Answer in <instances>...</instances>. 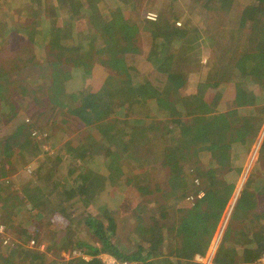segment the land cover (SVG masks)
Returning <instances> with one entry per match:
<instances>
[{
  "label": "trees",
  "instance_id": "16d2710c",
  "mask_svg": "<svg viewBox=\"0 0 264 264\" xmlns=\"http://www.w3.org/2000/svg\"><path fill=\"white\" fill-rule=\"evenodd\" d=\"M92 1L85 0V5L91 4ZM138 1L110 0L105 14L90 13L86 28L81 30L73 27L72 19L64 20V26H60L59 22L58 24L55 22L59 19L57 17L52 18L53 24L49 27L48 17L54 16L52 13L55 12L49 0H34L32 6L28 3L21 6L18 15L30 13L31 18L23 16L22 19L16 16L15 20L3 18L1 15L0 47L13 35L22 36L25 43L21 49L22 53L14 54L7 59L10 67L4 66L3 60L0 62V122H7V119L16 114L13 101L16 96L13 92L18 90L21 82L30 80L37 85L36 90L31 91L29 95L33 101L43 99L36 96V91L45 89L51 103L67 106L70 115L80 119L84 125L94 127L93 140L86 139L77 143L73 141V146L68 140L64 144L66 153L72 152L76 157L89 160V164L81 163L73 172L79 175L81 180L79 188H85L87 194L94 193L97 188L103 190L106 185V176L97 171L100 164L113 162L115 165L125 153L132 150L147 155L161 153L169 148L167 158H193L197 155V142L200 140L207 144V153L229 166L227 174L235 178L240 170L235 166L237 147L242 146L247 154L249 146L245 145L244 139L227 141V132L230 130L228 118L238 112L236 108H226L228 111L220 109L224 110L227 107L226 103L232 100L241 102L243 109L247 108L243 105L245 103L247 105L256 103L255 105L264 107L260 100L264 97V24L257 21H264V0H191L186 14L188 20L193 21L192 31L187 29V22L184 21L181 37L188 38L192 35L191 41L194 42L193 45L189 44L186 50L181 44L183 38L180 40L175 37V23L179 14L174 4L145 0L146 9H153L157 14L155 20H149L142 16L141 11H136ZM79 6L80 4H72L71 7L74 9ZM71 17L73 18V15ZM56 30H60L61 34L53 37L57 57L52 58L46 49L51 33ZM247 31L248 35H259L251 39L257 38L254 42L255 50L232 57L235 53L232 51L235 38ZM141 32L150 35L144 65H150L154 71L162 70L167 82L163 87L151 81L150 70L141 72L136 57L124 56L122 53L118 56L117 52L121 51L111 41V37L117 36L120 38V44L123 42L132 45ZM202 46L213 51L211 64H208L201 73L204 81L212 82L214 85L215 90L209 101L194 93L179 94L188 77L186 60L191 57L193 50L197 51ZM104 51L117 55L113 65L118 73H109L96 63L95 56ZM59 58L62 60L57 61ZM39 63L42 64L38 66ZM25 67H29L30 72L23 81L18 76L10 74L13 68ZM42 69L46 71L44 74ZM126 71L130 76L125 74ZM31 72L35 76L33 79L28 77ZM253 84V88L259 92L249 94L247 89ZM231 90L234 94L229 97ZM151 101L153 102L150 104ZM135 106L139 107L140 118L138 117L136 124L128 125L125 117ZM24 129L23 123H19L16 128L17 135H24L27 139L21 145L31 146L33 149L31 154L35 155L38 144L28 139V131ZM170 138L175 141L174 146L170 148L165 145L163 148L161 146L163 142ZM141 148H144L143 151ZM178 169L183 172L181 167ZM178 169L173 172H178ZM0 170L4 173L5 169L1 163ZM195 172L198 176L204 173L197 167ZM145 175L144 173L134 176L136 186L134 188L142 196H148L153 192L142 183ZM185 175L183 182L179 177L169 179L170 196H174L179 188H183L182 192L175 197L189 196L188 189L194 187L191 184L193 177L197 176L192 175L189 168ZM79 180H74L70 184L66 178L64 181L54 178L49 182L52 184L49 189L53 191L51 193L29 179L19 185L17 194H20L22 203L16 211L8 209L6 202L2 203L3 213L0 211V217L4 222L7 221L6 224H12L21 216L29 220L31 215L28 217L27 215L32 210H37L35 213L40 214L47 208L49 212L44 216H47L52 227L47 245L48 254L51 256L47 260L49 255L46 253L31 250L27 253L31 264H41L45 261L47 264H56L55 259L60 258V250L73 248L80 250L89 258H72L66 264H105L97 256L101 252L113 255L118 261H136L140 264H202L194 257L196 254H205L220 218L219 211L214 212L208 207L213 199L221 201L222 204L232 191L230 183L221 185L223 192L219 191L214 178L210 183H206V188H203L199 198L189 202V206L178 208L181 212L178 221L167 225L160 223L159 219L147 227L137 222L136 229H140L142 235L135 237L132 249L121 243L118 237L113 240L112 237L116 236L117 222L107 211L103 212L106 220L96 218L90 213L83 218L85 225L98 237V245L71 238L68 233L58 236L72 219L66 213L64 204L71 198L73 185ZM8 183L7 185H10L11 180H8ZM196 190L199 191L197 188ZM12 194L13 192L7 193L11 197ZM164 194L168 196L167 193ZM49 202H55L57 206L50 207L47 205ZM119 202L121 201L117 204ZM118 206L121 209L123 204L119 203ZM141 208L144 206L137 203L132 211ZM56 214L58 217L55 219ZM160 217L164 218L165 214L161 212ZM249 222H252V218H249ZM229 231L224 233L222 241L228 239ZM148 233L150 235L160 233L167 241L166 251L161 254L160 260L153 257L149 244L144 245L147 239L145 235ZM231 243H233L231 250L227 248L225 254L215 256L212 264H239L232 253L235 252L237 245L238 253L241 255L240 264H260L258 259L264 253V231L257 233L250 224L245 230H235ZM220 244L222 247V242ZM12 250L13 241L6 246L0 243L1 263L16 264L12 261Z\"/></svg>",
  "mask_w": 264,
  "mask_h": 264
},
{
  "label": "rangeland",
  "instance_id": "374dc122",
  "mask_svg": "<svg viewBox=\"0 0 264 264\" xmlns=\"http://www.w3.org/2000/svg\"><path fill=\"white\" fill-rule=\"evenodd\" d=\"M154 1V0H152ZM164 2L165 4L173 3L177 14H179L178 21L175 23L176 33L175 37L180 40L182 28H184V21L187 22V29H191L193 21L188 20V11L191 0H156ZM34 0H0V16L3 18L17 19L20 17L31 18V14L19 13L21 6L26 3L32 6ZM55 12L52 13L54 16L48 17L50 20L49 27H52V18L57 17L60 26L63 25L64 20H73L74 28L81 30L86 28V22L89 20L90 13L94 14H105L107 7L109 6L110 0H93L91 4L85 5V0H49ZM105 2V3H104ZM145 0H139L138 9L141 11L142 16L147 15L148 12H156L153 9H146L147 5L144 3ZM72 4H80L79 7L72 8ZM72 9V10H71ZM89 9V11H88ZM30 12V11H27ZM73 15V18L71 17ZM133 15V12H132ZM17 16V17H16ZM2 17V16H1ZM16 17V18H15ZM147 18V17H146ZM157 18V14H156ZM148 19V18H147ZM101 20V18H100ZM151 20V19H149ZM256 21V20H255ZM258 22L264 21L257 20ZM64 26V25H63ZM61 34L60 30L53 31L51 33L49 42L47 43V53L52 58L57 57L56 45L54 36ZM188 34H192L188 32ZM248 31L240 37L235 38L232 47L235 51L232 57L244 54L247 51H254V42L256 39L251 40L253 37H259V35H248ZM185 39V40H184ZM192 35L188 38L182 39V45L184 50L187 49L188 45H193L194 41H191ZM184 40V41H183ZM249 40V41H248ZM111 41L115 43L124 56H134L140 64L141 72H147L150 70V78L153 83L161 84L163 87L167 84L164 73L158 70L152 69L150 65H144V58L149 48L150 35L141 32L136 41L131 44L123 43L120 44V38L117 36L111 37ZM25 40L20 35H13L10 40L0 47V62L3 60L4 66L10 67L9 61L10 56L22 53L21 49L24 46ZM32 51V49H31ZM191 54V57L186 60V68L188 70V77L186 84L179 90V94H198L204 96L209 101L212 92L215 90L213 83L210 84V88L204 91L202 88L203 78L201 73L204 68L211 64L213 59V51L208 47L202 46L199 50ZM116 54L104 51L95 56L97 64L102 66L103 69L109 73H118L114 68V59ZM59 58L57 61H61ZM42 63H39L40 66ZM5 69V68H4ZM43 74L46 72L42 69ZM30 72L29 67L25 68H13L10 70L11 75H16L22 81L27 77ZM37 74V73H35ZM127 76L129 72L125 73ZM33 79L35 76L31 72L28 76ZM19 81V80H18ZM45 82V81H44ZM165 82V83H164ZM47 83V82H46ZM22 86V87H21ZM247 89L249 94H256L259 92L253 88ZM259 86V84H257ZM37 85H34L32 81H26L20 83L18 90L16 89L14 95L16 96L15 106L16 114L7 119V122H0V163L4 167V173L0 170V211L3 213L1 205L6 202L7 208L16 211L17 207L22 203L20 198L19 185L20 183L32 179L34 182L44 187L46 191L52 187L49 184L50 180L56 178L60 181H67L71 184L74 180H79V175L73 173L74 170L79 168V164H89V160L86 158L76 157L74 153L65 152V142L73 141L75 143L84 141L86 139L93 140L94 127L86 126L77 117L70 115L67 112V106L54 105L51 100L46 96L45 89L37 90L36 96H41L43 99L33 101L31 99V91L36 90ZM166 89V88H165ZM202 89V90H201ZM164 91V89H161ZM14 91V89H13ZM33 94V93H32ZM234 94L231 90L229 97ZM47 97L49 100H47ZM256 100V99H255ZM264 105V97L260 99ZM153 101L150 102V104ZM246 104V103H245ZM244 105L241 107V102L238 100H232L226 103V108H236L237 114L229 116L230 130L227 132V141L235 142L244 139L245 145L249 146L247 154L242 146L237 147L238 155L235 157L236 167L240 168L238 174L234 178L227 174L228 165L220 162L219 158H213L208 152L207 144L200 140L197 142V155L193 158H167L169 154V148L164 149L161 153H139V151L132 150L120 158L114 165L113 162L100 164L97 168L98 173L106 176L107 181L104 189L97 188L94 193L87 194L83 187L79 188L81 180L77 184L73 185V192L71 198L65 201L66 213L72 217L71 221L60 231L58 236L68 233L71 238H77L82 242L90 243L93 245L99 244L98 237L92 230L85 225L83 218L87 213L92 214L96 218L106 220L103 212H109L117 222L116 236H113V240H120L125 246L133 249V241L135 237H140L141 230L136 229L137 222H140L144 227H147L153 221L161 220L160 223L171 224V222L178 221L181 212L178 210L179 207L189 206V202H194L196 198H199L202 194L203 188H206V183H210L214 178L219 187V191L223 192L221 185L224 183H230L232 191L228 193L227 200L217 201L213 199L209 205V209L220 212V218L216 227L215 233L210 239V243L206 249L204 255H198L200 258L196 261L202 264H212L215 256L225 254L227 248L233 247L231 243L234 237L235 230H245V228L252 224V229L257 233L264 231V107L251 104ZM218 107V106H217ZM242 108V109H241ZM139 107L135 108L125 118L127 119L128 125L136 124L139 116ZM139 117V118H138ZM19 123H23L26 131H28V139L35 141L38 144V148L35 149V155H32L31 146H22V142H26V137L21 134L17 135L16 128ZM26 133V132H24ZM35 134L34 136L32 135ZM171 136V134H170ZM243 142V143H244ZM175 141L170 138L168 141H164L161 145L163 148L174 146ZM41 149V150H40ZM44 149V150H43ZM144 148H141L143 151ZM168 154L166 155V153ZM186 156V155H185ZM181 167L183 172L178 169ZM198 168L200 172H204L201 176H198L195 172V168ZM189 168L193 177L194 187L189 188V196L184 198H177L175 196L180 195L183 188H179L175 191L174 196H170L169 179L173 177H179L180 180L185 181L186 170ZM191 168V169H190ZM235 168V167H234ZM233 168V170H234ZM178 169V172H173ZM234 172V171H233ZM146 174L143 177V184H146L153 192L148 196H142L134 188V176L137 174ZM203 176V177H202ZM8 180H11L10 185ZM227 185V184H226ZM199 189V191L196 190ZM16 190V192H15ZM13 192L12 197L8 196L7 193ZM53 193V191H51ZM164 193H167L166 196ZM5 197H8L7 199ZM147 200V201H146ZM122 203L121 209L117 202ZM137 203H141L144 208L138 211H132ZM48 206H57L55 202L47 203ZM44 208L43 213L36 214L37 210L29 212L27 217L31 215L29 220H25L19 217L17 221H13L8 224V232L15 238L14 250L11 251L12 261L18 264H31L28 252L33 249L28 248L26 243L30 238L36 240H42V242L48 245L50 241V229L49 220L44 214L49 212ZM161 212L165 214L164 218L160 217ZM15 215V214H13ZM236 215V217H234ZM56 214L54 218L56 219ZM18 218V217H16ZM138 218V219H137ZM249 218H252V222H249ZM5 222H7L5 220ZM230 230L228 233V239L222 241L224 233ZM147 237L144 245H150L151 253L153 257L160 260V255L165 253L167 241L164 239L162 234L150 233L145 235ZM172 241V239H171ZM222 242V247L221 243ZM215 244V246H214ZM46 245L43 251L48 254V247ZM240 247V246H239ZM214 248V249H213ZM75 248L69 250H60V258L56 260V264H66L68 260L65 256L72 253ZM35 251V250H34ZM235 252H232L237 259L239 264L241 263V255L238 253V245L236 246ZM83 253V252H82ZM106 254L107 257L110 255L107 252H101L97 256L102 260L107 258L101 254ZM84 254V253H83ZM48 256L47 260H49ZM197 256V255H196ZM4 257V256H3ZM87 258L89 256H86ZM24 259H26L24 261ZM1 261V258H0ZM3 262V259H2ZM260 264H264V253L258 259ZM0 264H3L0 262ZM41 264H47V262H41ZM140 264V263H138Z\"/></svg>",
  "mask_w": 264,
  "mask_h": 264
},
{
  "label": "built area",
  "instance_id": "2783aa9c",
  "mask_svg": "<svg viewBox=\"0 0 264 264\" xmlns=\"http://www.w3.org/2000/svg\"><path fill=\"white\" fill-rule=\"evenodd\" d=\"M146 17L148 19L155 20L156 14L153 12H148ZM32 135L34 136L35 134L32 133ZM8 229H9L8 225L0 217V243L2 246H6L9 243H11L12 241L14 242L13 239H15V238L11 235V233L8 232ZM26 245L28 248H31V249L39 251V252H43L45 250L47 244L42 242V240H36L35 238H30L27 241ZM214 246H215V244H214ZM101 255L107 258L106 260H102V262L105 264H138V262H136V261H128V260L118 261L111 254L108 257L105 253L101 254ZM86 256L87 255L83 254L80 250L77 249V250H73L72 253L66 255L65 259H69L72 257H75V258L80 257V258L88 259L89 257L87 258ZM199 256L197 255L196 258L199 259L200 258Z\"/></svg>",
  "mask_w": 264,
  "mask_h": 264
},
{
  "label": "crops",
  "instance_id": "0c3cea01",
  "mask_svg": "<svg viewBox=\"0 0 264 264\" xmlns=\"http://www.w3.org/2000/svg\"><path fill=\"white\" fill-rule=\"evenodd\" d=\"M202 81V88L204 87V91H206L208 88H210V84H212V82H206V81H204V80H201ZM202 90V89H201ZM197 94V93H196ZM198 95V94H197ZM200 97H203L204 99H207L206 97H204V96H201V95H199ZM164 237V236H163ZM166 241V240H165ZM196 255H199V254H196ZM196 255H195V257H194V259L196 260ZM162 255H160V257H161ZM157 260V259H156Z\"/></svg>",
  "mask_w": 264,
  "mask_h": 264
}]
</instances>
